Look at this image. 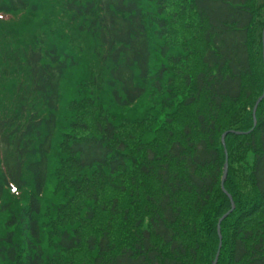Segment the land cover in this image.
Returning <instances> with one entry per match:
<instances>
[{
    "label": "trees",
    "instance_id": "obj_1",
    "mask_svg": "<svg viewBox=\"0 0 264 264\" xmlns=\"http://www.w3.org/2000/svg\"><path fill=\"white\" fill-rule=\"evenodd\" d=\"M263 31L264 0H0V264H264Z\"/></svg>",
    "mask_w": 264,
    "mask_h": 264
},
{
    "label": "rangeland",
    "instance_id": "obj_2",
    "mask_svg": "<svg viewBox=\"0 0 264 264\" xmlns=\"http://www.w3.org/2000/svg\"><path fill=\"white\" fill-rule=\"evenodd\" d=\"M260 29H262V26H260V21L258 22V23H256L255 24V26H254V30H256V32H257V35H258V32L260 31ZM153 96V94H149L148 95V97L147 98H145L142 102H141V104L139 105V107L138 108H140L143 112H149V109H151L152 107H151V104H150V101H151V97ZM260 99V98H259ZM258 99V100H259ZM257 103V102H256ZM258 109V108H257ZM257 113V112H256ZM253 117H254V114H253ZM256 121H257V114H256ZM257 123H258V121H257ZM255 125V127L257 126V124H254ZM227 133V136H228V134H229V132H226ZM226 133H224V134H226ZM231 133H234V132H231ZM235 133H238V132H235ZM239 134H241V133H239ZM226 136V137H227ZM226 137H225V145L224 146H226ZM223 138V137H222ZM226 155H227V153H226ZM228 156V155H227ZM226 164L228 165V169H227V176H226V179H225V181L223 182V184H222V182H221V190H222V192L225 194V192H227V194H229V192H228V190H227V188H226V182H227V177H228V172H229V162H228V157H227V159H226V163H225V166H226ZM224 172H225V168H224ZM223 180V179H222ZM227 194H225L226 196H227ZM230 195V194H229ZM231 196V195H230ZM228 197V196H227ZM229 198V197H228ZM231 199H232V201H233V204H234V208H235V203H234V200H233V198H232V196H231ZM231 199H229L230 200V202H231ZM232 209V208H231ZM228 213V212H227ZM230 216V215H229ZM228 216V217H229ZM226 220V219H225ZM224 220V221H225ZM223 221V222H224ZM222 224V223H221ZM221 236H222V227H221ZM223 237V236H222ZM222 240H223V238H222ZM222 240H221V247L219 248V250L221 251V248H222ZM220 246V245H219ZM219 257V256H218ZM215 261H216V259H215ZM214 261V262H215Z\"/></svg>",
    "mask_w": 264,
    "mask_h": 264
},
{
    "label": "water",
    "instance_id": "obj_3",
    "mask_svg": "<svg viewBox=\"0 0 264 264\" xmlns=\"http://www.w3.org/2000/svg\"><path fill=\"white\" fill-rule=\"evenodd\" d=\"M263 43H264V31H263ZM264 99V93L262 95V97L257 101L256 105H255V108H254V111H253V114H254V124H257V121H256V112H257V108L260 104V102ZM227 136V133L223 135V138H222V142L223 144L225 145V137ZM227 169H228V165L226 164L225 166V172H224V176H223V180H222V184L223 182L225 181L226 179V176H227ZM225 194H227V192H225ZM227 196L229 197V199H231V196L229 194H227ZM231 205H232V209L226 213L220 220H219V223H218V235H219V238H220V242L222 240V236H221V223L233 212L234 210V204H233V201L231 199ZM220 247H221V243H220ZM219 254V253H218ZM217 259H218V256L216 258V261L214 262V264H217Z\"/></svg>",
    "mask_w": 264,
    "mask_h": 264
}]
</instances>
